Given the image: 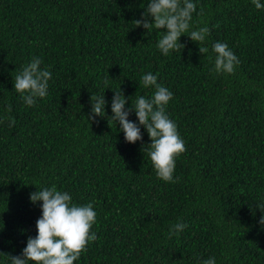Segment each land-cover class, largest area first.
Returning <instances> with one entry per match:
<instances>
[{
	"label": "trees",
	"instance_id": "trees-1",
	"mask_svg": "<svg viewBox=\"0 0 264 264\" xmlns=\"http://www.w3.org/2000/svg\"><path fill=\"white\" fill-rule=\"evenodd\" d=\"M148 2L0 0V264L36 237L42 201L30 194L53 185L97 214V239L74 264H264V8L191 0L190 31L209 28V51L182 35L185 47L164 56L167 30L134 23ZM217 42L238 58L234 73L214 71ZM34 57L51 79L28 106L14 80ZM148 72L173 94L166 114L186 149L174 182L157 177L143 126L132 144L108 123L114 92L126 109L153 96L141 84ZM92 95L107 103L89 121ZM128 118L139 124L134 111ZM177 223L186 227L169 236Z\"/></svg>",
	"mask_w": 264,
	"mask_h": 264
},
{
	"label": "clouds",
	"instance_id": "clouds-1",
	"mask_svg": "<svg viewBox=\"0 0 264 264\" xmlns=\"http://www.w3.org/2000/svg\"><path fill=\"white\" fill-rule=\"evenodd\" d=\"M256 9L264 8L260 0H252ZM196 11V4L191 0H149L141 19L134 20L136 27H143L147 31L155 28L161 31L157 48L164 56L170 54V50H179L185 45L179 43L182 35H187L191 41L198 43L199 53L206 54L209 50L203 46V42L209 33V28L203 27L190 31L192 14ZM151 17V21L149 20ZM216 54V73H234V67L239 64L238 58L229 50L227 44L217 42L212 46ZM42 61L33 58L23 67L15 77L14 90L19 93L28 106H33L37 98L47 96L48 83L51 72L40 67ZM141 84L148 88L155 86L156 91L150 99L140 96L134 106L128 109L125 105L128 99L121 90L114 92L109 120L120 125L119 131L124 133L125 141L136 143L142 139L140 126H143L151 140L148 155L155 169L156 175L164 182H174L173 173L176 157L183 153L185 145L177 132L176 124L166 114V105L172 99L173 94L157 83V76L148 72L141 77ZM91 113L89 121L96 117L105 116V104L103 96H91ZM8 111H11L9 105ZM135 112L139 124L129 120L131 112ZM10 126L14 120L8 118ZM71 196L67 192H61L53 185L30 194V201L35 204L42 201V215L36 222L37 235L29 237L27 245L20 256H9L11 264H74L81 253L86 250L90 241L97 239L91 228L96 222V212L93 205L76 206L71 204ZM264 213V206L257 205ZM264 225V215L259 221ZM186 225L177 223L169 229V236L182 231ZM203 264H215V258H209Z\"/></svg>",
	"mask_w": 264,
	"mask_h": 264
}]
</instances>
